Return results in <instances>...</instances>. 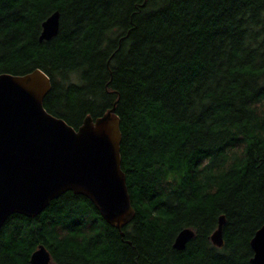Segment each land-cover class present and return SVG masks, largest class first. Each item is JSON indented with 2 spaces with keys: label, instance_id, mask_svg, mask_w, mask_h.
Returning <instances> with one entry per match:
<instances>
[{
  "label": "trees",
  "instance_id": "16d2710c",
  "mask_svg": "<svg viewBox=\"0 0 264 264\" xmlns=\"http://www.w3.org/2000/svg\"><path fill=\"white\" fill-rule=\"evenodd\" d=\"M59 31L39 42L41 24ZM50 80L75 130L115 107L134 218L67 192L0 229V264H250L264 225V0H0V75ZM223 217L222 246L211 237ZM194 236L183 251L177 234Z\"/></svg>",
  "mask_w": 264,
  "mask_h": 264
},
{
  "label": "water",
  "instance_id": "95a60500",
  "mask_svg": "<svg viewBox=\"0 0 264 264\" xmlns=\"http://www.w3.org/2000/svg\"><path fill=\"white\" fill-rule=\"evenodd\" d=\"M60 14L52 13L41 24L39 42L49 41L59 31ZM51 90L40 70L25 75H0V229L10 216L40 215L53 200L67 192L88 199L101 218L122 228L134 218V209L121 169L120 121L115 105L102 116L85 117L78 129L49 114L43 101ZM219 218L211 237L221 247ZM194 233L180 231L173 248L183 251ZM250 264H264V225L250 240ZM29 264H51L40 245Z\"/></svg>",
  "mask_w": 264,
  "mask_h": 264
}]
</instances>
